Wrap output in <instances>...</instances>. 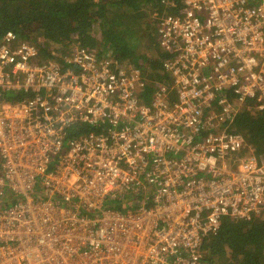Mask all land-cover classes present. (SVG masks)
<instances>
[{
	"label": "built area",
	"instance_id": "obj_1",
	"mask_svg": "<svg viewBox=\"0 0 264 264\" xmlns=\"http://www.w3.org/2000/svg\"><path fill=\"white\" fill-rule=\"evenodd\" d=\"M181 3L155 14L167 56L148 98L110 52L45 62L6 33L0 264H207L224 217L264 210V155L235 127L264 109V0Z\"/></svg>",
	"mask_w": 264,
	"mask_h": 264
},
{
	"label": "trees",
	"instance_id": "obj_2",
	"mask_svg": "<svg viewBox=\"0 0 264 264\" xmlns=\"http://www.w3.org/2000/svg\"><path fill=\"white\" fill-rule=\"evenodd\" d=\"M175 1L177 7L164 0H0V43L11 31L33 43L45 62H63L76 47L97 49L99 54L108 50L123 64L141 68L150 80L145 91L148 98L153 82L165 76L161 63L167 56L158 46V19L152 15L179 11L181 0ZM143 36L146 51L140 47ZM21 93L4 96L18 102L31 95ZM252 107L236 118L235 127L257 154L264 155V109ZM88 130L83 128V132ZM200 251L207 264H264V210L250 220L224 217L218 233L207 236Z\"/></svg>",
	"mask_w": 264,
	"mask_h": 264
},
{
	"label": "rangeland",
	"instance_id": "obj_3",
	"mask_svg": "<svg viewBox=\"0 0 264 264\" xmlns=\"http://www.w3.org/2000/svg\"><path fill=\"white\" fill-rule=\"evenodd\" d=\"M152 18L153 19H155V14H153L152 15ZM142 30V29H141ZM142 42H141V44H140V47H142V49H144L145 51H146V47H145V45H146V43H147V40H146V37H142ZM18 44H20L21 42H22V40H20V39H17V41H16ZM75 49V48H74ZM142 51V50H141ZM142 52H144V51H142ZM152 57L154 58V57H156V53L155 54H153L152 55ZM148 64L146 63V66H147Z\"/></svg>",
	"mask_w": 264,
	"mask_h": 264
},
{
	"label": "clouds",
	"instance_id": "obj_4",
	"mask_svg": "<svg viewBox=\"0 0 264 264\" xmlns=\"http://www.w3.org/2000/svg\"><path fill=\"white\" fill-rule=\"evenodd\" d=\"M89 48H90V47H89ZM90 49H92V48H90ZM92 50H96V51H97V49H92ZM108 52H110V51L107 50V53H108Z\"/></svg>",
	"mask_w": 264,
	"mask_h": 264
}]
</instances>
